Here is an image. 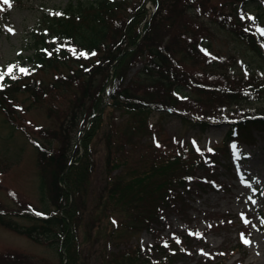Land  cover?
Returning <instances> with one entry per match:
<instances>
[{
  "label": "trees",
  "instance_id": "trees-1",
  "mask_svg": "<svg viewBox=\"0 0 264 264\" xmlns=\"http://www.w3.org/2000/svg\"><path fill=\"white\" fill-rule=\"evenodd\" d=\"M145 1L83 0L67 3L62 11L56 12L61 15H42L40 20L44 26L36 30L25 48L31 51L26 59L30 65L28 74L17 75L16 79L5 77L0 87V105L13 95L26 93L33 102L49 101L53 107L49 98L51 92L56 95L61 91L79 92L70 115L64 118L65 126H60L59 130L43 129L45 142L35 144L37 163L53 169L47 178H39L42 208L23 207L14 213L29 220L28 225L12 221L0 211L2 226L35 243L53 245L62 241L67 258H62L59 249V264L65 259L63 264H78L73 224L81 210L79 197L94 170L92 143L104 124L106 165L119 170L110 179L105 196L111 206L127 209L131 216L127 221H139L141 228L159 215L155 210L162 201L179 194L178 187L187 186L186 182L193 179L198 180L195 183H206V179L195 178L192 169L210 166L212 159L206 153L214 152L211 147L206 152H195L188 147L168 150L151 143L145 148L141 142L151 135L149 117L153 112H159L162 117L177 95L187 96L195 89L202 97L213 99L210 102L213 105L224 106L229 102L225 112L235 107L232 111L243 113L224 118L232 124L228 138L233 137L237 129L245 140L249 139L250 130L264 134V111L240 107V98L255 99L256 93L264 92V70L262 77L251 72V87L243 92L212 84H195L188 74L180 71L181 63L199 64V58L208 54L207 38L213 34L210 23L235 36L264 63V37L245 26L244 18L240 17L247 5L255 9L259 19L264 15L263 0H150L155 10L148 20H145L148 15ZM175 21L181 23L175 26ZM69 49L75 53L71 55ZM80 53H86L87 58ZM233 56L223 58L224 63H231ZM205 57L212 64L204 61V66H211L213 71L217 55H212L213 60ZM136 61L140 64L137 69ZM46 74L50 77L45 78ZM97 78H100L97 93L95 97L91 94L90 113H87L85 101L90 97L91 83ZM51 109H47V114L53 112ZM116 112L123 120L114 124ZM92 114L95 115L84 129V123ZM216 117L181 115L183 120L201 127L224 122L222 117ZM81 118L77 140L70 141L69 136ZM55 141L61 142V148L53 146ZM126 225V222L120 223L121 228L129 226ZM161 249V245L119 248L111 254L110 262L165 264L163 258L168 262L180 250L165 249L160 259L149 260L152 253Z\"/></svg>",
  "mask_w": 264,
  "mask_h": 264
},
{
  "label": "rangeland",
  "instance_id": "rangeland-1",
  "mask_svg": "<svg viewBox=\"0 0 264 264\" xmlns=\"http://www.w3.org/2000/svg\"><path fill=\"white\" fill-rule=\"evenodd\" d=\"M77 1L83 0H10L11 7L4 5L0 11V70L9 65L28 69L30 65L26 59L31 51L25 48L36 30L44 26L40 20L42 15L52 16L62 11L67 3ZM145 6L149 12L154 11V6L147 0ZM255 13V9L246 5L240 14L241 18L244 17V25L252 31L257 27L264 28V15L257 19ZM247 17H254L255 22ZM178 21L175 26L181 23ZM209 26L213 34L207 38L208 54L199 58V64L181 63L180 71L188 74L195 84H212L227 90L238 89L239 92L247 90L252 84L249 80L251 72L258 76L263 73V60L232 34L211 23ZM212 55H217L213 71L211 66L203 63L212 64L205 57ZM232 55L233 61L224 63L223 58ZM139 65L136 61L135 69ZM211 72L215 74L210 75ZM16 75H21L18 70ZM49 77V74L45 75V78ZM99 81L97 78L91 83L90 97L85 101L87 113H90L91 94L96 96ZM256 94L255 99L239 97L240 107L264 111V92ZM49 98L53 107L49 101L33 102L26 93L13 95L0 105V211L6 218L22 225L31 222L14 213L23 207L42 208L39 178H47L53 172L52 168L37 163L35 144L45 142L41 133L43 129L59 130L60 126H65L64 118L70 115L79 92L61 91L57 95L51 92ZM176 98L162 117L159 112L150 115L151 135L146 136L141 144L146 148L151 143L168 150L188 147L195 152L213 148V154L206 153L212 159L210 166L192 169L195 178L208 182L195 183L198 180L193 179L186 182L187 186L178 187L179 194L159 204L155 210L159 215L148 226L141 228L139 221H127L130 212L123 206H111L105 196L110 179L119 170L106 165L104 124L92 143L94 170L79 197L81 210L73 224L78 264H111L110 256L119 248L143 249L155 245H161L162 249L152 253L149 260L160 259L165 255V249H180L174 258H169L170 261L163 258L165 264H264V134L250 130L247 132L249 139L245 140L241 130L237 129L236 134L228 138L232 124L224 118L243 114L232 111L235 107L227 108L225 112L229 102L224 106L213 105L210 103L213 99L202 97L195 89H191L187 96L177 95ZM50 108L53 112L47 114ZM113 115L114 124L123 120L117 112ZM181 115L196 118L217 116L224 122L201 127L183 120ZM82 121L83 118L77 122L69 136L70 141L77 140ZM53 146L61 148V142L55 141ZM245 220L250 223L246 224ZM122 222L129 226L121 228ZM62 258H67L65 252ZM59 260L58 244L35 243L0 224V264H59Z\"/></svg>",
  "mask_w": 264,
  "mask_h": 264
},
{
  "label": "snow or ice",
  "instance_id": "snow-or-ice-1",
  "mask_svg": "<svg viewBox=\"0 0 264 264\" xmlns=\"http://www.w3.org/2000/svg\"><path fill=\"white\" fill-rule=\"evenodd\" d=\"M4 5H8L9 7H11V3L10 0H0V11L3 10V6ZM56 15H61L60 13H56ZM244 17H242L243 19ZM247 19L252 20L253 22H255V18L254 17H247ZM9 31H11V29H9ZM256 33L262 37H264V28L261 27H257L256 28ZM264 46V45H262ZM73 52H75V50H72ZM50 54V53H49ZM207 55V53H205ZM92 55H95V53H92ZM80 56H84L85 58H87V54L86 53H80ZM17 70L20 74H24L27 75L28 71L27 69L23 68V67H19L16 65H9L7 66V68L5 70H0V87L3 86L2 82L5 79V77H10L12 79H16L17 78ZM159 147V145H157ZM236 146L233 145V148H235ZM209 151H211V149H209ZM249 199H251V197H249ZM253 203H255V201H253ZM37 215H40V213H36ZM245 223H250L249 221L245 220ZM244 243H249V241L244 240ZM177 243H179V240H177Z\"/></svg>",
  "mask_w": 264,
  "mask_h": 264
}]
</instances>
